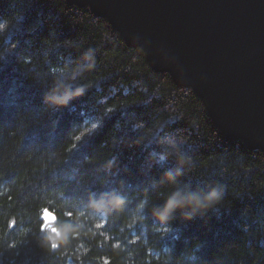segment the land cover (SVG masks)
Listing matches in <instances>:
<instances>
[{
	"label": "trees",
	"instance_id": "trees-1",
	"mask_svg": "<svg viewBox=\"0 0 264 264\" xmlns=\"http://www.w3.org/2000/svg\"><path fill=\"white\" fill-rule=\"evenodd\" d=\"M0 24V264H264L262 153L89 9L0 0ZM59 83L84 91L50 106ZM213 187L206 211L156 215L175 191ZM42 209L83 228L52 249Z\"/></svg>",
	"mask_w": 264,
	"mask_h": 264
},
{
	"label": "water",
	"instance_id": "water-1",
	"mask_svg": "<svg viewBox=\"0 0 264 264\" xmlns=\"http://www.w3.org/2000/svg\"><path fill=\"white\" fill-rule=\"evenodd\" d=\"M199 99L227 139L264 155V0H66Z\"/></svg>",
	"mask_w": 264,
	"mask_h": 264
},
{
	"label": "clouds",
	"instance_id": "clouds-1",
	"mask_svg": "<svg viewBox=\"0 0 264 264\" xmlns=\"http://www.w3.org/2000/svg\"><path fill=\"white\" fill-rule=\"evenodd\" d=\"M4 27L5 25L0 24V30ZM83 59L88 62L87 66L91 67V62L94 60V51L89 49L84 54ZM83 91L82 87L72 89L69 84L59 83L45 97V102L53 107L67 105L70 100L80 95ZM167 175L170 179L173 178L172 173ZM221 195L222 189L220 187H213L207 192L178 190L172 193L166 202L156 210V215L161 221H166L177 209L182 208H187L189 215H194L214 207L220 201ZM112 203L116 206H121L124 204V200L115 196L112 198ZM46 211L48 212L47 216L44 215ZM41 219L44 221L41 225L43 241L48 243L52 249L57 248L60 242H69L83 228V222L80 220L79 215L75 217L68 216L66 219L57 221L54 212L42 209Z\"/></svg>",
	"mask_w": 264,
	"mask_h": 264
},
{
	"label": "snow or ice",
	"instance_id": "snow-or-ice-1",
	"mask_svg": "<svg viewBox=\"0 0 264 264\" xmlns=\"http://www.w3.org/2000/svg\"><path fill=\"white\" fill-rule=\"evenodd\" d=\"M106 264H107V262H106Z\"/></svg>",
	"mask_w": 264,
	"mask_h": 264
}]
</instances>
